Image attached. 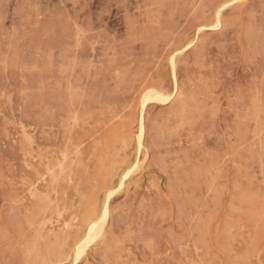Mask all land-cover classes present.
<instances>
[{
	"label": "rangeland",
	"instance_id": "1",
	"mask_svg": "<svg viewBox=\"0 0 264 264\" xmlns=\"http://www.w3.org/2000/svg\"><path fill=\"white\" fill-rule=\"evenodd\" d=\"M256 263L264 0H0V264Z\"/></svg>",
	"mask_w": 264,
	"mask_h": 264
},
{
	"label": "bare ground",
	"instance_id": "2",
	"mask_svg": "<svg viewBox=\"0 0 264 264\" xmlns=\"http://www.w3.org/2000/svg\"><path fill=\"white\" fill-rule=\"evenodd\" d=\"M184 50H186V48L184 47ZM176 56V55H175ZM172 75H173V77H172V79H173V84H174V88H173V92H172V94L170 95L169 94V96H163V95H160V94H156V95H151V94H145L144 96H145V99H144V101H143V103H142V105H141V113H140V117H139V123H138V146H142V144H141V139H142V137H143V135H144V130H145V125H144V117H143V114H144V111H145V109H146V107H147V105L148 104H150V103H161V104H165V103H169L172 99H173V96H174V94L176 93V91H177V78H176V72H175V70L173 69V71H172ZM155 90V89H154ZM168 95V94H167ZM142 96V95H141ZM140 98H142V97H140ZM183 112V111H182ZM181 113V112H180ZM184 117V116H183ZM184 121V120H183ZM186 123V122H185ZM182 124V123H181ZM180 124V125H181ZM163 134V133H162ZM144 150V149H143ZM145 150H147V149H145ZM146 152V151H145ZM147 155V154H146ZM138 162V161H137ZM136 162V163H137ZM135 166V165H134ZM135 167H137V166H135ZM133 168V167H132ZM130 169V168H129ZM135 169V168H134ZM133 169V170H134ZM142 169V168H141ZM136 170V169H135ZM124 174V173H123ZM127 175V174H126ZM126 175L124 176V178H123V180L126 178ZM123 176V175H122ZM121 176V177H122ZM111 179V178H110ZM123 180L121 181V183L123 182ZM108 184H109V182H108ZM119 184V183H118ZM124 185V184H123ZM107 187H109V186H107ZM111 191H113V189L111 190ZM116 192V191H115ZM106 195V194H105ZM103 196H104V194H103ZM109 200H110V195L106 198V200H104L105 202H104V204H103V207H102V210H101V216L103 217V219H105V217H106V215L107 214H110V211H109ZM103 203V202H102ZM100 204V203H99ZM250 211V210H249ZM248 211V212H249ZM91 212H92V210H91ZM242 212H244V211H242ZM97 213V212H96ZM93 215V214H92ZM99 215V214H98ZM87 216V215H86ZM100 216V217H101ZM251 216V215H250ZM99 217V216H98ZM96 215H93V217H90L88 220H87V222H86V242H89V241H93L94 239H95V237H96V231H95V229H96V225H97V223H96V221L99 219ZM252 217V216H251ZM105 220H107V217H106V219ZM100 221H103V220H100ZM104 225H105V222H104ZM103 225V226H104ZM100 227L101 228H103L101 225H100ZM101 230V229H100ZM99 229H98V231H100ZM101 233V232H100ZM100 233H99V235H100ZM102 234V233H101ZM98 236V235H97ZM98 238V237H97ZM83 239V240H84ZM96 240V239H95ZM80 244V243H79ZM84 244V243H83ZM84 246V245H83ZM82 247V246H81ZM80 247V248H81ZM85 247V246H84ZM76 249L77 248H75V251H76ZM87 249V248H86ZM254 249V248H253ZM78 250V249H77ZM81 250V249H80ZM80 250H78L81 254H82V250L80 251ZM77 251V252H78ZM86 251V250H85ZM84 250H83V252H85ZM75 253V252H74ZM79 253V254H80ZM76 255V254H75ZM79 256V255H78ZM79 258H80V256H79ZM75 259V258H74ZM74 259H73V261H74ZM257 259V258H256ZM76 261V260H75ZM74 263V262H73ZM257 264V263H256Z\"/></svg>",
	"mask_w": 264,
	"mask_h": 264
}]
</instances>
